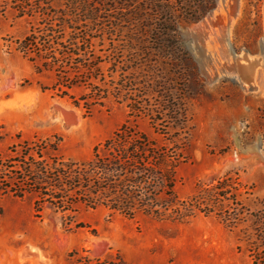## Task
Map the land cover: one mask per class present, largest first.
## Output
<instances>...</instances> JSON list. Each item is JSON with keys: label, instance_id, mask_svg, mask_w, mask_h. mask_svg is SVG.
I'll return each instance as SVG.
<instances>
[{"label": "rangeland", "instance_id": "obj_1", "mask_svg": "<svg viewBox=\"0 0 264 264\" xmlns=\"http://www.w3.org/2000/svg\"><path fill=\"white\" fill-rule=\"evenodd\" d=\"M98 1L113 39L137 31L128 0ZM157 1L167 7L166 0ZM164 16L161 10L158 18ZM35 23L10 9L0 16V156L23 142L60 136V157L88 161L96 146L128 122L168 147L180 199L193 195L198 185L213 186L229 176L241 183V192L252 193L241 199L264 213V91L245 90L236 81L243 72L231 67L234 53L241 60L246 53L262 56L264 0H214L201 21L177 25L176 35L160 33L165 46L180 48L171 49L176 65L160 66L155 76L147 60L139 96L130 92L145 108L152 104L157 121L147 109L134 114L131 100L88 110L83 102L77 106L56 91H44L50 80L15 50V40ZM154 76L160 81L155 88ZM255 80L245 83L264 82V63ZM35 202L30 194L19 198L0 191V264H254L244 248L238 249L234 230L216 215L181 223L145 215L128 219L85 205L69 213L47 203L38 212Z\"/></svg>", "mask_w": 264, "mask_h": 264}, {"label": "trees", "instance_id": "obj_2", "mask_svg": "<svg viewBox=\"0 0 264 264\" xmlns=\"http://www.w3.org/2000/svg\"><path fill=\"white\" fill-rule=\"evenodd\" d=\"M128 2L130 18L138 29L118 40L106 28L104 4L98 0H0V16L10 9L19 18L35 20L30 31L15 40V50L33 64L37 74L50 80V88L43 87L44 91H56L77 106L83 102L88 110L110 101L131 100L134 114L147 109L157 121L152 104L145 108L136 100L144 63L149 61L155 76L160 66L172 69L178 57L171 49L180 48L165 46L160 33L176 35L177 25L201 21L213 9L214 0H166L164 9L157 0ZM161 10L165 16L158 18ZM155 76L154 88L160 83ZM76 91L79 96L72 94ZM131 91L136 98H131ZM61 142L60 136L27 141L12 147L11 154L0 156V191L19 198L33 195L38 212L48 203L62 212L75 213L78 205H85L104 207L128 219L145 215L181 223L199 214L216 215L236 233L238 249L244 248L254 264H264V213L252 210L241 199H249L252 193L241 192L236 179L225 176L213 186L198 185L193 195L180 199L168 147L159 146L128 122L96 146L88 161L60 157Z\"/></svg>", "mask_w": 264, "mask_h": 264}, {"label": "bare ground", "instance_id": "obj_3", "mask_svg": "<svg viewBox=\"0 0 264 264\" xmlns=\"http://www.w3.org/2000/svg\"><path fill=\"white\" fill-rule=\"evenodd\" d=\"M246 55H248L249 57L252 56L249 53H246ZM239 56L240 55H237L234 53V65L231 67H233L234 72H235V70L239 69V71L240 72L242 71L244 74L241 72L242 73L241 76H237V77L235 76L236 81L238 83H240L241 86L245 90H251V91H258V90L262 91L263 90L264 91V82L263 81H260L262 84L260 83L259 86L248 85L245 83L246 79H247V81L249 80V82L256 81L255 80L256 71L258 70V67L260 66V64L264 63V44L262 47V56L259 58L252 56V57H255L253 60H247L248 56H245V59L241 60L240 58H238Z\"/></svg>", "mask_w": 264, "mask_h": 264}]
</instances>
